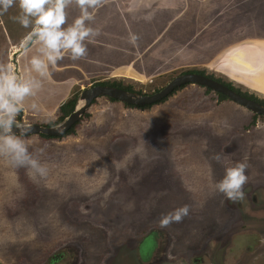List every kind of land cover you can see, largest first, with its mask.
I'll return each mask as SVG.
<instances>
[{
	"label": "rangeland",
	"instance_id": "374dc122",
	"mask_svg": "<svg viewBox=\"0 0 264 264\" xmlns=\"http://www.w3.org/2000/svg\"><path fill=\"white\" fill-rule=\"evenodd\" d=\"M71 9L75 12L76 7ZM19 14L18 3L0 12V66L12 63L21 77L18 52L26 49L20 45L32 26H21L14 19ZM74 19L69 16L66 24ZM153 26L141 27L142 35L146 31V37L152 36ZM181 28L185 34L173 50L165 34L146 46L145 53L127 56L132 61L116 67L113 77L77 80L71 98L105 81L153 93L190 70L264 98V92L244 84L243 75L241 81L231 78L235 76L225 71L224 58L209 57L216 52L204 46L198 50L197 41H184L194 29L186 24ZM13 46L18 51L12 56ZM22 114L16 117L21 124L26 120ZM60 115L59 107L42 123ZM31 120L28 123H39ZM22 139L48 171L34 181L24 167H13L0 156V264H233L231 258L248 246L249 239L242 238L258 233L251 241L255 254L244 264H264V232L258 229L264 219L235 214L237 202L215 188L225 166L237 162L247 165L246 183H264V115L230 99L219 100L218 92L207 87L186 84L148 108L100 96L74 134H29ZM216 154L220 161L214 159ZM184 206L187 215L172 219L170 214ZM165 218L168 222L162 226ZM150 235L155 246L143 258L138 247ZM240 241H245L242 246Z\"/></svg>",
	"mask_w": 264,
	"mask_h": 264
},
{
	"label": "crops",
	"instance_id": "0c3cea01",
	"mask_svg": "<svg viewBox=\"0 0 264 264\" xmlns=\"http://www.w3.org/2000/svg\"><path fill=\"white\" fill-rule=\"evenodd\" d=\"M72 6L76 7L75 12L70 10ZM65 11L66 20L69 16L77 18L81 14L75 0H67ZM88 11L92 19L86 23L97 30V35L90 42L85 41L86 55L73 60L70 54H65L54 68L50 67L49 76L41 81L40 89L23 101L22 115L25 122L34 119L42 123L71 98L77 80L90 79L99 74L110 75L116 67L132 61L127 60V56L145 53L146 46L152 47L155 41L160 42L165 34L170 36L167 41L171 42L173 50L175 43L185 34L181 28L185 24L194 30L190 37L182 39L197 41L201 45H196L198 50L204 46L210 53H217H213L210 58L222 59L225 52L233 53L245 48L244 52L249 54L243 60L255 63L256 67L250 69L243 60V64L239 62L240 69L242 65L245 68L242 70L243 82L254 91L264 92V0H97L96 5ZM152 24L155 25L151 30L154 32L152 36L146 37V31L142 35L144 30L141 27L148 28ZM133 35L136 36L135 41L131 40ZM141 43L144 46H139ZM36 47L32 44L21 49L18 58L21 77L29 75L28 60L36 54ZM223 61L228 63L225 58ZM225 71L235 76L230 69ZM77 72L78 76L74 78ZM117 72L122 73L123 70ZM240 74L231 78L241 81Z\"/></svg>",
	"mask_w": 264,
	"mask_h": 264
},
{
	"label": "clouds",
	"instance_id": "9594fccd",
	"mask_svg": "<svg viewBox=\"0 0 264 264\" xmlns=\"http://www.w3.org/2000/svg\"><path fill=\"white\" fill-rule=\"evenodd\" d=\"M14 3H18L20 9V14L14 19L25 28L32 26L20 47L27 48L30 43L37 47L36 54L28 60L30 68L26 78L18 76L11 64L0 66V156L13 167H24L35 181L45 177L48 170L29 152L22 139L29 129L22 126L16 117L23 109L25 98L34 96L41 87V81L49 76L50 67L54 68L65 54H70L73 60L86 55L85 41L90 42L97 35V30L86 23L92 19L88 9L94 7L97 0H75L81 14L71 24H66L67 0H0V12H6ZM131 40L135 41L136 36L133 35ZM13 125L19 129V134L13 132ZM214 159L220 161L221 156L216 154ZM246 167L244 162L225 166L224 175L215 183L216 190L228 200H241L243 185L247 181ZM187 212L188 208L184 206L170 216L179 221ZM167 222L165 218L162 226Z\"/></svg>",
	"mask_w": 264,
	"mask_h": 264
},
{
	"label": "water",
	"instance_id": "95a60500",
	"mask_svg": "<svg viewBox=\"0 0 264 264\" xmlns=\"http://www.w3.org/2000/svg\"><path fill=\"white\" fill-rule=\"evenodd\" d=\"M186 84H198L212 89L215 92L222 93L240 106L249 111L264 115V104L249 98L232 88L228 87L221 81L197 72H184L171 79L163 88L153 93H145L139 91H130L121 87H116L108 84H95L85 88L79 97L74 110L66 116L61 122L55 125H46L40 123H20L22 126H27L29 134H44L49 136H63L75 123H77L82 115L89 109L93 100L100 96L113 98L117 101L131 105H149L155 104L173 93L179 87ZM13 132L19 134L17 126L13 125Z\"/></svg>",
	"mask_w": 264,
	"mask_h": 264
},
{
	"label": "flooded vegetation",
	"instance_id": "af4514ba",
	"mask_svg": "<svg viewBox=\"0 0 264 264\" xmlns=\"http://www.w3.org/2000/svg\"><path fill=\"white\" fill-rule=\"evenodd\" d=\"M260 99H262V98H260ZM243 192H244L243 198L241 200L236 201L237 202V205H236L237 209H236V206L233 205V207H234L233 209H234L235 214H236V212H238L240 214L241 213L247 214L249 216V219H252V218L257 219V216L264 219V183L247 182V183H245V185H243ZM258 201H261L259 203V205H261V206L256 208L254 206V204L257 203ZM241 217H243V215H241ZM263 226L264 225H261V227L258 228L259 230L262 229L259 232H264ZM252 229H254V228H252ZM259 234H262V233H258V235H256L257 237H255L253 234V235H246L245 238H242V240L249 239V241H247V243H246V244H248V246H245L244 248L241 247V249L243 248V250L239 254L238 258H237V254L235 257L231 258L233 264H244L247 260L249 261L250 258L253 257V255L255 254L256 248L253 250V247L255 245H254V242H251V241H253V240L255 241V238H259L258 237ZM242 237H243V235H242ZM243 242H245V241H240L239 245L241 244V246H242ZM250 243H252V244H250ZM154 246H155L154 245V237L152 235H150V236H146L145 238H143L141 245L138 247V250H139L141 256L143 258H145L147 256L148 252L151 251ZM258 246H259V244H258Z\"/></svg>",
	"mask_w": 264,
	"mask_h": 264
},
{
	"label": "trees",
	"instance_id": "16d2710c",
	"mask_svg": "<svg viewBox=\"0 0 264 264\" xmlns=\"http://www.w3.org/2000/svg\"><path fill=\"white\" fill-rule=\"evenodd\" d=\"M188 72H197V73H201V74H204V75H207L205 72H203V71H193V70H190V71H188ZM208 76H210V77H212V78H215V79H217L218 81H221V82H223L224 84H226L228 87H230V88H232L233 90H235V91H237V92H239V93H241V94H243V95H245V96H247V97H249V98H252V99H255V100H257V101H259V102H261L262 104H264V98H262V99H260V98H258L257 96H255V95H253V94H249V93H247V92H243V91H241L239 88H235L234 86H233V84H231L230 82H225V81H223L222 79H220V78H216V77H214V76H212V75H208ZM97 84H108V85H113V86H116V87H121V88H124V89H127V90H130V91H134V89H133V87L132 86H130V85H128V86H125V85H123V84H121V83H117V82H108V81H105V82H97ZM184 86H186V85H183V86H181V87H179V88H182V87H184ZM178 88V89H179ZM177 90V89H176ZM175 90V91H176ZM212 89H210V88H207V91H211ZM174 91V92H175ZM173 92V93H174ZM172 93V94H173ZM218 98H219V100H229V98H228V96L227 95H225V94H222V93H218ZM110 100H113V101H116L115 99H113V98H109ZM166 99V98H165ZM165 99H163V100H161V101H159V102H162V101H164ZM76 102H77V96L76 95H74L71 99H69L68 101H66L65 103H63L61 106H60V111H61V115L58 117V119L56 120V121H50V122H48L46 125H55L57 122H59V121H61V120H63L66 116H68L73 110H74V108H75V106H76ZM159 102H157V103H159ZM125 105H127V106H129V107H140V108H148V107H150V106H152L153 104H149V105H144V106H136V105H131V104H126L125 103ZM257 116V115H256ZM19 121H22V118H21V116H19ZM78 124H79V121L77 122V123H75L66 133H64V135L63 136H60V137H65V136H67V135H70V134H74L75 133V130H76V128H77V126H78ZM41 136H43V137H45V138H57L58 136H49V135H44V134H41Z\"/></svg>",
	"mask_w": 264,
	"mask_h": 264
},
{
	"label": "bare ground",
	"instance_id": "6f19581e",
	"mask_svg": "<svg viewBox=\"0 0 264 264\" xmlns=\"http://www.w3.org/2000/svg\"><path fill=\"white\" fill-rule=\"evenodd\" d=\"M223 28V27H222ZM221 30V29H220ZM178 36V35H177ZM178 39H179V37H178ZM176 50L178 49V48H175ZM179 50V49H178ZM190 50H191V48H190ZM18 50H17V47H15V46H13L12 47V53H11V55L13 56V54L14 53H16ZM20 52H18V54L20 55V53H21V50H19ZM245 51V48L244 49H237V51H232L233 53H226L225 52V56H224V58H225V60H228V63H230V64H228L227 62H225V65L228 67V69H230V71L233 73V74H235V77L238 75V74H240L241 73V76L243 75V71L242 70H244L245 68L243 67V65H242V70L240 69V67H239V62L241 61V64H243V58L246 56V55H248L249 53H245L244 52ZM238 53V55H236ZM243 60V61H242ZM244 63H247L245 66L247 67V68H250V69H252V68H254V67H256V66H254V63H252V64H250V63H248L247 61H244ZM12 64V63H11ZM123 68V67H122ZM139 68V67H138ZM124 69V68H123ZM127 70V69H126ZM258 72H259V70H258ZM120 75H123V76H126V77H129V78H133V79H136V80H139V81H141V82H144L145 81V78L144 77H142V76H136V75H134V73H132V72H129V71H126V72H122V73H119ZM250 75H251V73H250ZM255 75V74H254ZM253 75V76H254ZM263 75H264V73H263ZM252 76V77H253ZM251 77V76H250Z\"/></svg>",
	"mask_w": 264,
	"mask_h": 264
}]
</instances>
